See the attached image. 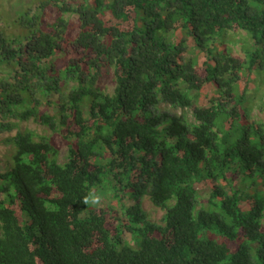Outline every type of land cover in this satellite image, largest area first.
Listing matches in <instances>:
<instances>
[{
	"label": "trees",
	"instance_id": "trees-1",
	"mask_svg": "<svg viewBox=\"0 0 264 264\" xmlns=\"http://www.w3.org/2000/svg\"><path fill=\"white\" fill-rule=\"evenodd\" d=\"M262 69L264 0H0V264H264Z\"/></svg>",
	"mask_w": 264,
	"mask_h": 264
},
{
	"label": "rangeland",
	"instance_id": "rangeland-1",
	"mask_svg": "<svg viewBox=\"0 0 264 264\" xmlns=\"http://www.w3.org/2000/svg\"><path fill=\"white\" fill-rule=\"evenodd\" d=\"M74 22V20H73ZM77 33V28L73 31V35H75ZM246 37L245 33H240V34H235L233 36H230V39L232 41H234V39L236 41L231 42L230 44H225L224 48L227 49H232L233 50V54L235 57L243 59L244 58V50L247 49V42L246 44L242 43L243 38ZM240 38V39H239ZM188 44V55L187 57H193L194 59V63H196L195 65L199 64L201 58H202V54H196V49L195 46L188 40L187 41ZM249 46V45H248ZM220 48H223V46H219ZM229 47V48H228ZM249 49V48H248ZM215 54L218 53L217 50L214 52ZM101 87L107 91V92H112L113 89V83L111 81L110 76L105 77L102 81H101ZM248 105H250L251 108L253 109V117L254 120L256 121H261L264 124V69L262 70H257L255 72H253L252 76H251V84H250V89L248 92ZM171 112L172 114H177L178 116L183 115V111L180 109H172L169 106H165L162 105L160 112ZM186 115L188 116V118L190 120H192L189 111H186ZM25 127L28 130H32L35 131L38 134L41 135H47L53 138L55 144L59 147L60 149V154H59V163H64L66 161V156L68 153V143L65 141V139L59 134V133H54L51 132L43 127L37 126L35 124H28L27 126L25 124L22 125V130L25 129ZM8 148L0 145V155L1 156H5V153H7ZM3 163L4 165L7 164V157H3ZM250 184V182L248 183ZM249 187V185H247ZM104 190L100 189L97 191L96 195H93L92 199L88 202L87 207L89 209L95 207H99L98 202L100 199L102 201H100L103 205H107L109 204V198H107L105 196V194L107 193L106 191H109L108 186L106 185V183L104 182L103 187ZM264 185L261 181L257 182V185L251 187V193H254L255 191H260L263 190ZM106 190V191H105ZM208 189L205 187H199V195L202 199L206 200L208 198ZM94 200L96 201L95 205H94ZM125 205H129V202H126ZM144 210L146 211L148 218L150 221L154 222V223H161L163 216L165 214L164 211L160 210L159 208H156L151 201H149L148 199H146L144 201ZM210 237H214V235H210ZM214 239H217L216 237H214ZM127 246L133 248V249H137L138 248V243H139V239H135L134 237H132V235L129 234H125L124 236V241H123Z\"/></svg>",
	"mask_w": 264,
	"mask_h": 264
}]
</instances>
